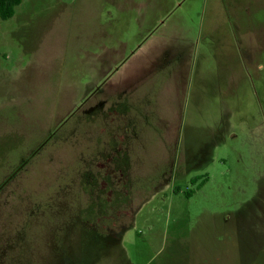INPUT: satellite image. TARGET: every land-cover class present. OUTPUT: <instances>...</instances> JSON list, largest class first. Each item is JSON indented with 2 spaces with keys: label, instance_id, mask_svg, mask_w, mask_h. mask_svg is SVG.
<instances>
[{
  "label": "rangeland",
  "instance_id": "rangeland-1",
  "mask_svg": "<svg viewBox=\"0 0 264 264\" xmlns=\"http://www.w3.org/2000/svg\"><path fill=\"white\" fill-rule=\"evenodd\" d=\"M99 45L136 53L149 97L175 72L164 52L197 71L179 142L122 182L78 150ZM138 207L122 241L105 231ZM263 239L264 0H23L0 19V264H264Z\"/></svg>",
  "mask_w": 264,
  "mask_h": 264
},
{
  "label": "crops",
  "instance_id": "crops-1",
  "mask_svg": "<svg viewBox=\"0 0 264 264\" xmlns=\"http://www.w3.org/2000/svg\"><path fill=\"white\" fill-rule=\"evenodd\" d=\"M98 48L97 52L90 55L92 62L95 63L96 78L81 102L83 116L85 119L92 120L91 124L94 131L85 130L82 132L80 128L78 129L79 148L82 147L78 150H80L83 157V151L89 150L86 151L89 154L90 149H93L91 152L93 157L95 156L96 166L110 167L99 172L105 173L106 170L108 171L106 176L105 174L101 175L103 181H105L104 179L109 180L107 176L118 180V177L112 174L121 172L122 174L118 176L122 182L127 180L126 174H123L122 170H115V168L135 166V161L148 159L150 151L157 152L156 160L159 151H161L162 154L159 156V158L161 157L159 160L164 161L165 154L179 142L178 136L184 134L188 127L187 123L191 115L189 103L191 97L196 94L194 83H196L197 71L193 68L188 73L185 71L186 75L179 74L176 67L183 62V59L178 55L169 54L171 55L169 56L164 52L163 59L165 60L166 57L168 60L163 66H160L161 71L171 65L175 72H173L172 79L161 87L163 92L160 93L159 90V96L149 97L148 95L151 96L150 90L153 88L151 84L147 86L143 82H129L131 74L134 71L137 72L140 68L137 63L136 66L133 63L136 53L124 63L117 65L115 59L117 51L114 47L99 45ZM178 77L185 78V85L173 86L177 85L176 81L179 83ZM31 78H34L33 74ZM171 81L172 85L168 87ZM145 89H149V94L144 91ZM179 90L184 94L185 102L182 96L178 97ZM163 93L165 95H162ZM89 104L91 106L86 108ZM85 119H83L84 123H86ZM82 124L80 123L79 127ZM151 136L153 138L157 136L153 142H151ZM153 154L155 155V153ZM167 157L169 159V156ZM112 181L109 180L108 182ZM99 194V192H95L93 198L96 199ZM144 203L142 202V205ZM86 209L81 211L84 213L88 211L89 214L109 215L106 211H101L102 209L99 207H86ZM139 210L140 207L130 213L129 223H125L121 230H115V227L110 224L109 230H104L115 236L118 241H122L128 229L134 226L133 222ZM263 248L264 239L259 243L256 242L254 252L259 253ZM240 250L242 252L241 243ZM254 256H256V253ZM255 260L257 261L258 258L255 259L254 257L252 264ZM121 262L122 259L119 263ZM240 264L244 263L240 262Z\"/></svg>",
  "mask_w": 264,
  "mask_h": 264
},
{
  "label": "trees",
  "instance_id": "trees-1",
  "mask_svg": "<svg viewBox=\"0 0 264 264\" xmlns=\"http://www.w3.org/2000/svg\"><path fill=\"white\" fill-rule=\"evenodd\" d=\"M23 0H0V19L7 21L15 16L16 8L22 4ZM196 181L195 179L193 180ZM206 180H204L205 182ZM203 182V183H204ZM192 192L186 193L190 197Z\"/></svg>",
  "mask_w": 264,
  "mask_h": 264
}]
</instances>
